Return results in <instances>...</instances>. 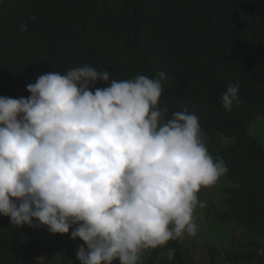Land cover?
<instances>
[{"label":"clouds","instance_id":"obj_1","mask_svg":"<svg viewBox=\"0 0 264 264\" xmlns=\"http://www.w3.org/2000/svg\"><path fill=\"white\" fill-rule=\"evenodd\" d=\"M110 76L85 64L39 75L28 98L0 96V215L79 238L80 264H139L145 251L195 236L199 193L228 171L195 113L168 118L164 71ZM239 87L222 94L225 110Z\"/></svg>","mask_w":264,"mask_h":264},{"label":"trees","instance_id":"obj_2","mask_svg":"<svg viewBox=\"0 0 264 264\" xmlns=\"http://www.w3.org/2000/svg\"><path fill=\"white\" fill-rule=\"evenodd\" d=\"M85 64L118 80L167 74L168 118L184 108L195 113L209 152L228 168L213 184L224 178L232 184L221 190L224 209L216 217L222 225H241L246 235L226 261L264 264V141L249 132L264 119V0H0V96L28 98L27 85L39 75ZM236 82L239 102L227 111L222 94ZM220 137L232 145L215 144ZM81 244L70 233L17 227L0 215V264H60L55 248L80 264ZM214 256L215 250L210 264H217ZM163 261L196 264L183 239L150 249L143 264Z\"/></svg>","mask_w":264,"mask_h":264},{"label":"rangeland","instance_id":"obj_3","mask_svg":"<svg viewBox=\"0 0 264 264\" xmlns=\"http://www.w3.org/2000/svg\"><path fill=\"white\" fill-rule=\"evenodd\" d=\"M257 121L258 123L250 126L249 132L251 135L258 136L264 141V119L259 118ZM205 139L207 146H210V139L206 136ZM232 143V140L224 137H220L218 141H215V144H223L224 146L232 145ZM225 180L224 178V180H220L216 185H211L201 190L199 198L204 202L205 206L197 208L194 213V220L198 226L196 235H185L182 238L189 255L194 257L196 264H210L214 250V259L217 264H228L225 259L226 253L232 251L240 243L241 238L246 235V231L241 225L228 226L218 223L216 214L222 212L224 209V193L221 190L232 186V184ZM233 243L234 246H232ZM63 253V249L55 248L52 249L51 254L56 259H61L60 264L65 261L70 264L68 262L69 259H65ZM149 253L150 249L145 251L139 264H143ZM163 259L166 261L165 258Z\"/></svg>","mask_w":264,"mask_h":264}]
</instances>
